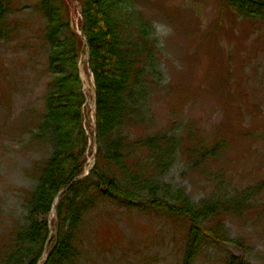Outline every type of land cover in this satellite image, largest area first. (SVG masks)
I'll list each match as a JSON object with an SVG mask.
<instances>
[{"label": "rangeland", "instance_id": "374dc122", "mask_svg": "<svg viewBox=\"0 0 264 264\" xmlns=\"http://www.w3.org/2000/svg\"><path fill=\"white\" fill-rule=\"evenodd\" d=\"M71 5V27L79 31L81 5L78 0ZM137 8L152 25L156 49L151 64L157 76L146 108L148 120L124 128V135L134 139L149 130L180 135L183 148L173 165L150 181L160 184L161 194L183 190L196 205L221 202L204 225L219 224L222 235L239 246L207 241L186 262L188 221L158 207L127 208L103 198L89 206L74 234L80 252L74 264H228L232 254L247 264H264V190L252 192L264 182V21L242 18L222 0H137ZM7 18L0 42V249L12 241L13 224L27 214L23 193L36 183L30 168L51 151L30 136L44 112L51 80L41 0H13ZM82 60L90 172L99 146L96 96ZM221 83L231 94L230 83H239L245 96L242 107L229 111ZM238 102L233 97L232 104ZM190 131L197 141L222 148L192 160ZM149 193L147 189L143 195ZM233 199L242 203L243 211H222V204ZM56 220L53 212L51 238Z\"/></svg>", "mask_w": 264, "mask_h": 264}, {"label": "trees", "instance_id": "16d2710c", "mask_svg": "<svg viewBox=\"0 0 264 264\" xmlns=\"http://www.w3.org/2000/svg\"><path fill=\"white\" fill-rule=\"evenodd\" d=\"M73 1L41 0L47 20L45 35L51 46L47 58L51 80L44 112L30 136L51 151L46 159L30 168L36 183L23 193L27 214L23 221L13 224L12 241L0 249V264H40L47 242L50 247L45 264H74L80 256L74 234L89 206L103 198L127 208L158 207L188 221L191 243L186 262L194 259L201 244L207 241L222 239L239 246L222 235L219 224L204 225L221 202L196 205L183 190L161 194L160 184L150 181L173 165L183 148L180 135L168 134L166 130H149L134 139L124 135V128L148 120L146 108L155 93L153 83L157 76L151 64L156 39L151 23L137 8V0H78L82 8L80 28L87 37L91 56L88 65L84 58V66L88 74L92 71L97 90L94 133L99 145L96 163L84 175L90 134L84 127L87 95L80 63L86 54V44L71 27ZM12 3L13 0H0V42L6 34ZM222 3L242 18L264 21V0H222ZM221 86V96L230 102L229 111L242 107L245 96L239 83L229 85L234 94L225 91L222 83ZM233 97L238 98L237 104H232ZM189 133L194 141L188 148L192 160L197 154L207 158L222 148L220 144L197 141L196 135ZM147 189L150 193L145 196L143 192ZM263 190L264 182L252 192L259 194ZM61 191L64 194L57 205L56 235L51 238L50 215ZM247 201L244 203L249 208ZM222 206V211L242 212L244 208L234 199ZM229 258L228 264H247L242 256L232 254Z\"/></svg>", "mask_w": 264, "mask_h": 264}, {"label": "water", "instance_id": "95a60500", "mask_svg": "<svg viewBox=\"0 0 264 264\" xmlns=\"http://www.w3.org/2000/svg\"><path fill=\"white\" fill-rule=\"evenodd\" d=\"M85 38V41L87 42V39H86V37H84ZM87 58H88V60H89V58H90V52H89V48L87 47ZM95 93H97V91H96V89H95ZM95 125H96V123H95ZM96 152L94 153V163H95V161H96ZM64 193V191H61V192H59L58 193V195H57V201L59 200V198L62 196V194ZM56 205H57V202L55 203V205H54V208H56Z\"/></svg>", "mask_w": 264, "mask_h": 264}, {"label": "bare ground", "instance_id": "6f19581e", "mask_svg": "<svg viewBox=\"0 0 264 264\" xmlns=\"http://www.w3.org/2000/svg\"><path fill=\"white\" fill-rule=\"evenodd\" d=\"M81 20H82V15H81ZM81 20H80V24H81Z\"/></svg>", "mask_w": 264, "mask_h": 264}]
</instances>
